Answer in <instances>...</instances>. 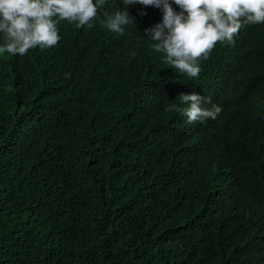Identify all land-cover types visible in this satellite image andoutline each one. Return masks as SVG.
<instances>
[{
    "label": "trees",
    "instance_id": "1",
    "mask_svg": "<svg viewBox=\"0 0 264 264\" xmlns=\"http://www.w3.org/2000/svg\"><path fill=\"white\" fill-rule=\"evenodd\" d=\"M128 11L0 54V264H264V22L188 78L144 37L160 11ZM180 92L221 110L187 123Z\"/></svg>",
    "mask_w": 264,
    "mask_h": 264
},
{
    "label": "clouds",
    "instance_id": "2",
    "mask_svg": "<svg viewBox=\"0 0 264 264\" xmlns=\"http://www.w3.org/2000/svg\"><path fill=\"white\" fill-rule=\"evenodd\" d=\"M106 2L0 0V54L23 56L32 48L55 46L60 39L59 21L91 28L96 20L108 32L122 35L134 24L130 6H152L160 11L161 18L144 29L149 47L160 54L167 67L194 78L199 74L200 60L216 42L231 43L243 25L264 22V0H119L122 6L114 12L104 10ZM138 12L146 14L143 8ZM176 97L179 103L167 107L180 112L187 123L215 119L221 110L197 92H180Z\"/></svg>",
    "mask_w": 264,
    "mask_h": 264
}]
</instances>
